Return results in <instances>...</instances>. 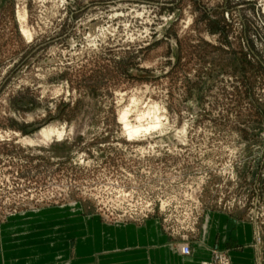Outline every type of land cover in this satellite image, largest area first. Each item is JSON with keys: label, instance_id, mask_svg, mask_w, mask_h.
Segmentation results:
<instances>
[{"label": "rangeland", "instance_id": "1", "mask_svg": "<svg viewBox=\"0 0 264 264\" xmlns=\"http://www.w3.org/2000/svg\"><path fill=\"white\" fill-rule=\"evenodd\" d=\"M206 212L264 264V0H0V264H64L83 217L187 257Z\"/></svg>", "mask_w": 264, "mask_h": 264}, {"label": "crops", "instance_id": "2", "mask_svg": "<svg viewBox=\"0 0 264 264\" xmlns=\"http://www.w3.org/2000/svg\"><path fill=\"white\" fill-rule=\"evenodd\" d=\"M79 221L74 237L63 235L60 240L51 241L52 244L40 246L63 249L62 253L48 255L52 263L199 264L207 261L209 249L216 247L227 253L232 264H254L252 250L248 248L251 226L224 214L206 212L199 240L187 257L172 249L171 239L160 231L155 220H146L139 226H107L95 217H83Z\"/></svg>", "mask_w": 264, "mask_h": 264}, {"label": "bare ground", "instance_id": "3", "mask_svg": "<svg viewBox=\"0 0 264 264\" xmlns=\"http://www.w3.org/2000/svg\"><path fill=\"white\" fill-rule=\"evenodd\" d=\"M22 15H23V14H22ZM18 16H19V15H18ZM19 17H21V16H19ZM23 18H24V17H23ZM23 18H22V19H23ZM18 19H19V18H18ZM22 33H23L25 36H27V37H30V36H31V35L28 34V32L25 31V30H22ZM27 39H28V38H27ZM120 120L124 123L123 128H124V130H125V132H126L128 138H132V137L138 136V135H140V134H142V133H146V132H148V131L150 130V128H144V127H141V126L131 127L130 124H128V122H126V119H125V113H124V115L121 116ZM48 133H49V134H55L54 132H50V131H48ZM57 135H58V137H61V134L58 133Z\"/></svg>", "mask_w": 264, "mask_h": 264}, {"label": "built area", "instance_id": "4", "mask_svg": "<svg viewBox=\"0 0 264 264\" xmlns=\"http://www.w3.org/2000/svg\"><path fill=\"white\" fill-rule=\"evenodd\" d=\"M179 251L183 255H187L188 254V248L185 247V246L184 247H181Z\"/></svg>", "mask_w": 264, "mask_h": 264}]
</instances>
